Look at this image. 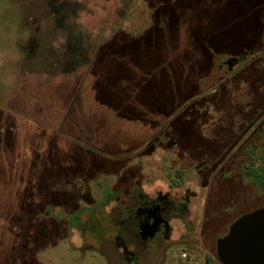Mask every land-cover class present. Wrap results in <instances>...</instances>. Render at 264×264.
Here are the masks:
<instances>
[{
  "label": "rangeland",
  "instance_id": "374dc122",
  "mask_svg": "<svg viewBox=\"0 0 264 264\" xmlns=\"http://www.w3.org/2000/svg\"><path fill=\"white\" fill-rule=\"evenodd\" d=\"M258 115L264 0H0V264H124L110 202L134 182L197 193L199 223L203 163ZM249 151L231 152L248 188L218 231L264 204Z\"/></svg>",
  "mask_w": 264,
  "mask_h": 264
},
{
  "label": "flooded vegetation",
  "instance_id": "af4514ba",
  "mask_svg": "<svg viewBox=\"0 0 264 264\" xmlns=\"http://www.w3.org/2000/svg\"><path fill=\"white\" fill-rule=\"evenodd\" d=\"M236 152L264 151V115L255 120L238 133L234 143L230 145L223 159L214 163L203 164V187H209L206 207L199 223L190 217V205L197 193L187 191L176 198L171 191H145L139 182H134L124 189L121 196L110 202L116 204L120 215L110 218V227L115 234V242L122 250L124 264H200L196 256L184 255L174 260L169 256L170 245L182 244L187 248H202L213 251V255H204L202 264H222L217 255V241L228 235L230 226L241 216L261 206L245 211L223 228L219 227V217L233 204L242 200L247 192V181L241 176L235 165ZM251 155L247 164L256 161ZM258 168L251 169L247 179H253L257 191L264 188V155L256 161ZM261 167V168H259ZM253 185V184H252ZM79 215L76 219H79ZM181 222L186 231L179 238L174 237V222ZM164 253V255H161Z\"/></svg>",
  "mask_w": 264,
  "mask_h": 264
},
{
  "label": "water",
  "instance_id": "95a60500",
  "mask_svg": "<svg viewBox=\"0 0 264 264\" xmlns=\"http://www.w3.org/2000/svg\"><path fill=\"white\" fill-rule=\"evenodd\" d=\"M217 255L222 264H264V207L230 226L228 235L217 241Z\"/></svg>",
  "mask_w": 264,
  "mask_h": 264
},
{
  "label": "trees",
  "instance_id": "16d2710c",
  "mask_svg": "<svg viewBox=\"0 0 264 264\" xmlns=\"http://www.w3.org/2000/svg\"><path fill=\"white\" fill-rule=\"evenodd\" d=\"M77 215H79V214H77ZM77 215H70V216H68L67 218H68V220H69V222H70V224L73 226L74 225V222H75V220H76V216Z\"/></svg>",
  "mask_w": 264,
  "mask_h": 264
}]
</instances>
